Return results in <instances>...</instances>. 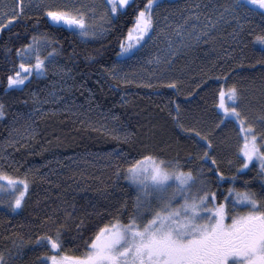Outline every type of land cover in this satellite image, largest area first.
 <instances>
[{"label":"trees","instance_id":"trees-1","mask_svg":"<svg viewBox=\"0 0 264 264\" xmlns=\"http://www.w3.org/2000/svg\"><path fill=\"white\" fill-rule=\"evenodd\" d=\"M145 3L134 0L126 11L112 14L106 32L96 37L54 24L42 10H26L0 29V103L5 105L0 171L29 182L15 213L0 206V253L7 264H45L54 252L36 238L58 228L61 253L81 255L100 226L117 217L127 223L140 194L126 180V171L145 155L178 160L196 183L203 181L216 194V203L230 189L264 196L260 164L240 168L239 124L230 118L220 124L218 108L220 88L235 85L239 110L264 135L258 121L264 114V50L254 42L264 20L252 13L240 25L228 23L181 52L163 76L140 82L116 75L110 67ZM41 36L50 40L44 52L73 74L58 97L42 75L8 88V75L20 70L17 49L24 51L33 37ZM173 81L175 87H170ZM185 129L211 139L215 165L200 159L206 142Z\"/></svg>","mask_w":264,"mask_h":264},{"label":"snow or ice","instance_id":"snow-or-ice-1","mask_svg":"<svg viewBox=\"0 0 264 264\" xmlns=\"http://www.w3.org/2000/svg\"><path fill=\"white\" fill-rule=\"evenodd\" d=\"M160 2L146 0L138 9L134 23L128 29V42L121 41L119 56L130 54L134 45H140L142 41L147 43L153 38L157 28L155 9ZM106 3L112 14H119L126 11L134 0H106ZM238 6L264 19V0H238ZM19 7V12L13 8L10 12L0 13V16L7 17L6 22L0 21V29L23 15V0ZM44 7L47 17L54 24L75 26L82 35L90 34L83 5ZM185 23H188V18H185ZM196 38L199 39V35ZM254 42L264 50V29L262 34L255 36ZM34 45L35 63H25L23 57L33 50ZM17 54L22 58L19 65L22 71L8 75L9 89L20 88L33 73L40 76L46 72L45 59L39 53L36 37H33V44L24 46V51L17 49ZM172 54L175 55L174 52ZM155 62L159 64L160 58L157 57ZM147 86L152 87L151 84ZM170 87H175L174 81ZM218 108L223 112L220 124L225 123L227 118L239 124L243 139L239 150L243 158L240 168H247L254 159L259 160L260 174L264 176V143L259 142L264 140V135L257 133L255 123L249 122L239 110L240 92L235 85L220 88ZM4 109L5 105L0 103V116L5 115ZM258 121L264 125V114ZM180 127L184 128V125ZM185 131L194 132L206 142L200 159L204 163L211 159L215 165L217 161L210 152L213 148L211 139L196 129ZM127 174L141 193L137 197L136 212L129 216L128 222L124 223L117 217L100 226L85 242V251L81 255L60 254L64 242L59 228L54 234L38 236L36 243L44 247L50 245V251L55 253L47 257L50 264H264V196L258 198L255 192L247 189L243 192L230 189V192H235L231 207L228 203H211L216 200V194L204 191L203 181L193 193L196 177L191 170L185 171L178 160L165 161L153 155H145L130 164ZM219 178L223 179V173L219 174ZM28 190L26 178L21 180L0 171V192L12 197L10 207L13 210L22 207ZM152 197L158 201L155 207L151 205ZM177 197L183 199L174 206ZM225 199L227 201L228 198ZM210 203L211 206L207 207ZM240 208L246 210H237ZM229 220L230 223L227 222ZM0 264H7L3 253H0Z\"/></svg>","mask_w":264,"mask_h":264},{"label":"rangeland","instance_id":"rangeland-1","mask_svg":"<svg viewBox=\"0 0 264 264\" xmlns=\"http://www.w3.org/2000/svg\"><path fill=\"white\" fill-rule=\"evenodd\" d=\"M0 1H2L0 13L10 12L13 8H15L17 12L20 11L19 6L21 0ZM65 4L70 6L74 4L77 7L81 5L84 6L82 11L85 12L86 23L90 33L86 36L96 37L106 32L108 21L112 15L110 6L106 3V0H23L24 11L42 10L45 15L46 11L44 5L57 7ZM93 8L95 9L94 11L91 10ZM251 15L252 13L238 6V0H161L159 7L155 9L157 28L153 38L147 43L142 41L140 45H134L133 49L130 50V54L126 56L117 55L115 62L110 67V71L116 75H122L123 78H128L129 80L140 82L153 81L166 73L172 61L181 52L196 46L216 29L232 22L236 23V25H240L241 21L247 19ZM197 16L199 17L198 19ZM47 18L52 22L49 17ZM185 18H188V23H185ZM0 21L6 22L7 17L0 16ZM60 25L68 26L65 24ZM178 25L182 27L178 28ZM193 25H195L194 28ZM71 28L80 32L75 26ZM198 35L200 37L199 39L196 38ZM37 40L39 41V53L41 57L45 59L46 72L42 76L46 77L45 82L48 84L49 92L55 97H58L62 92H66L68 81L73 78V74L65 69L60 62L56 61L52 53L44 52L50 45V40L47 37L41 36L38 37ZM127 42L126 39L124 43ZM35 47L34 45L33 50H29L24 56L26 58L25 62L31 61L32 64L35 63ZM120 52L121 48L119 53ZM173 52L175 55L172 54ZM157 57L161 60L159 64L155 62ZM33 74L35 75V73ZM219 110L222 112L221 109ZM239 136V145L241 147L243 144L242 133H240ZM240 155L242 157L241 153ZM254 162L259 163V160L254 159L251 163ZM127 175L126 171V180L141 195L138 186L129 180ZM199 187L200 184L196 183L192 189L193 193H195ZM169 191L171 192V189H169ZM204 191H207L205 186ZM200 194L202 195L203 192ZM226 197L228 198L227 201L224 199L222 203H228L229 207H231L232 203L235 201V193L230 192ZM11 199L12 197L6 192H0V206L15 213L18 209L13 210L12 207H10ZM182 199L183 197H177L174 206L181 203ZM151 200H154L156 205L158 204L155 197H152ZM211 203L216 202L211 201ZM211 203L207 205V207H210ZM237 210L245 211L246 209L240 208ZM227 222L230 223V220ZM60 254L63 255L62 253ZM50 255L44 258L45 264H50V261L47 259Z\"/></svg>","mask_w":264,"mask_h":264}]
</instances>
